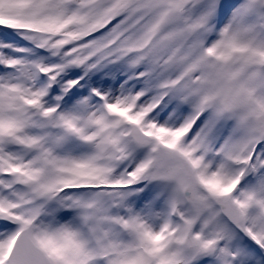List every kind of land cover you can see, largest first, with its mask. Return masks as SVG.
<instances>
[{"label": "snow or ice", "instance_id": "1", "mask_svg": "<svg viewBox=\"0 0 264 264\" xmlns=\"http://www.w3.org/2000/svg\"><path fill=\"white\" fill-rule=\"evenodd\" d=\"M0 264H264V0H0Z\"/></svg>", "mask_w": 264, "mask_h": 264}]
</instances>
